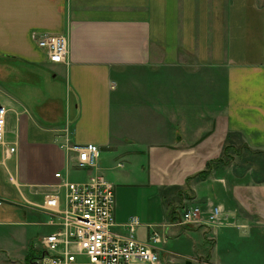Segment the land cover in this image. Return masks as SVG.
Masks as SVG:
<instances>
[{"label":"crops","instance_id":"1","mask_svg":"<svg viewBox=\"0 0 264 264\" xmlns=\"http://www.w3.org/2000/svg\"><path fill=\"white\" fill-rule=\"evenodd\" d=\"M40 34L67 36L66 62ZM1 106L16 151L0 145V223L50 228L31 203L75 168L67 141L94 143L116 223L138 217L145 242L158 230L162 264L264 261V0H0ZM191 206L224 215L180 224Z\"/></svg>","mask_w":264,"mask_h":264},{"label":"built area","instance_id":"2","mask_svg":"<svg viewBox=\"0 0 264 264\" xmlns=\"http://www.w3.org/2000/svg\"><path fill=\"white\" fill-rule=\"evenodd\" d=\"M38 46L53 63H64L69 42L63 34H40ZM7 109L0 107V145L6 155L16 151L5 141ZM65 149L74 154V167L91 171L85 180L71 181L62 171L54 173L53 191L44 195L41 208L48 215L52 230L41 239L42 252L36 264H162L158 245L166 239L153 230L148 241L137 238L141 222L131 217L124 224L115 220V185L98 171L101 149L94 143L77 144L67 141ZM118 166H123L119 163ZM12 181L16 178L11 177ZM4 200L0 198V209ZM224 215L219 206L204 211L201 206L183 210L180 224L211 225Z\"/></svg>","mask_w":264,"mask_h":264},{"label":"rangeland","instance_id":"3","mask_svg":"<svg viewBox=\"0 0 264 264\" xmlns=\"http://www.w3.org/2000/svg\"><path fill=\"white\" fill-rule=\"evenodd\" d=\"M47 71L48 72H46V75L44 74L41 80V83L46 90L49 89L50 83L55 82V73L50 69ZM150 77L152 78V75L149 74L145 77L142 76L143 79ZM56 79H59V76ZM60 87L65 88L62 85ZM120 89L121 88L118 87V90L114 92L116 103L113 106L112 116L113 127L115 130L118 128V122L122 114V103L119 100L121 94ZM71 112L72 114L75 112V105H73V103L71 106ZM68 176L71 181H80L86 176V171L71 167ZM8 221H6V223H0V264H36V259L40 257L42 252L41 237L49 233L51 227L20 223L14 217L10 218ZM232 242L234 243L236 241L233 240ZM230 248L234 250L238 247L235 244L231 245ZM260 255L261 253L258 252V258ZM180 261L185 262V259H180ZM249 264H264V261L254 260L249 262Z\"/></svg>","mask_w":264,"mask_h":264},{"label":"water","instance_id":"4","mask_svg":"<svg viewBox=\"0 0 264 264\" xmlns=\"http://www.w3.org/2000/svg\"><path fill=\"white\" fill-rule=\"evenodd\" d=\"M185 264H192V261L188 260Z\"/></svg>","mask_w":264,"mask_h":264},{"label":"trees","instance_id":"5","mask_svg":"<svg viewBox=\"0 0 264 264\" xmlns=\"http://www.w3.org/2000/svg\"><path fill=\"white\" fill-rule=\"evenodd\" d=\"M201 174H203V176H206L207 175V173H205V172H202Z\"/></svg>","mask_w":264,"mask_h":264}]
</instances>
